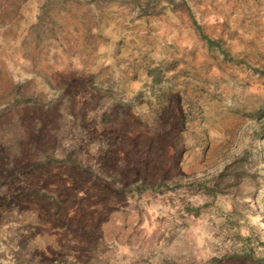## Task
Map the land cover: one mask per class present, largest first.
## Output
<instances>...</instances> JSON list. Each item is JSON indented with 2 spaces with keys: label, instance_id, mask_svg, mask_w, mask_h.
<instances>
[{
  "label": "rangeland",
  "instance_id": "374dc122",
  "mask_svg": "<svg viewBox=\"0 0 264 264\" xmlns=\"http://www.w3.org/2000/svg\"><path fill=\"white\" fill-rule=\"evenodd\" d=\"M0 264H264V0H0Z\"/></svg>",
  "mask_w": 264,
  "mask_h": 264
},
{
  "label": "trees",
  "instance_id": "16d2710c",
  "mask_svg": "<svg viewBox=\"0 0 264 264\" xmlns=\"http://www.w3.org/2000/svg\"><path fill=\"white\" fill-rule=\"evenodd\" d=\"M69 159H66L65 161L68 162V163H70V164H72V165L78 166V164H77L76 161H73L71 158H69Z\"/></svg>",
  "mask_w": 264,
  "mask_h": 264
}]
</instances>
